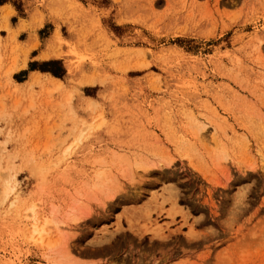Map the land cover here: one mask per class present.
<instances>
[{
	"label": "rangeland",
	"instance_id": "rangeland-1",
	"mask_svg": "<svg viewBox=\"0 0 264 264\" xmlns=\"http://www.w3.org/2000/svg\"><path fill=\"white\" fill-rule=\"evenodd\" d=\"M0 264H264V0H0Z\"/></svg>",
	"mask_w": 264,
	"mask_h": 264
},
{
	"label": "bare ground",
	"instance_id": "bare-ground-1",
	"mask_svg": "<svg viewBox=\"0 0 264 264\" xmlns=\"http://www.w3.org/2000/svg\"><path fill=\"white\" fill-rule=\"evenodd\" d=\"M46 58V57H45ZM48 58V57H47ZM18 70L16 69V68H14V69H11V74L13 73V72H17ZM36 76L37 75H39V74H35ZM33 79V78H32ZM51 79H52V81H54V82H56L57 84H58V86H61V81L59 80V79H56V78H54V77H51ZM55 84V83H54ZM57 87V86H56ZM142 168V167H141ZM144 168V167H143ZM10 192H9V189L7 188L6 189V195H8ZM54 228H53V231H52V229H49V228H46V226H43V227H41V228H35L34 229V236L32 237V238H36V239H38V241H40V242H42L43 243V236H49V237H51V236H54V235H56V236H59L60 234L59 233H61V228H60V226H57V225H55V226H53ZM63 232H66V230L64 229L63 230ZM61 236V235H60ZM50 244H49V242H47V246H49Z\"/></svg>",
	"mask_w": 264,
	"mask_h": 264
},
{
	"label": "trees",
	"instance_id": "trees-1",
	"mask_svg": "<svg viewBox=\"0 0 264 264\" xmlns=\"http://www.w3.org/2000/svg\"><path fill=\"white\" fill-rule=\"evenodd\" d=\"M49 64H59L58 62H49V63H47V65H49ZM44 72H50V73H52L55 77H62L64 74L63 73H61V72H58V71H50V70H48V69H45L44 68V70H43Z\"/></svg>",
	"mask_w": 264,
	"mask_h": 264
},
{
	"label": "crops",
	"instance_id": "crops-1",
	"mask_svg": "<svg viewBox=\"0 0 264 264\" xmlns=\"http://www.w3.org/2000/svg\"><path fill=\"white\" fill-rule=\"evenodd\" d=\"M34 46H35V45H34ZM34 46H32V47H34ZM43 57H44V56H43ZM43 57H42V58H43ZM44 58H45V57H44ZM46 59H47V58H46ZM19 69H20V68H19ZM19 69H18V71H19ZM18 71H17V72H18Z\"/></svg>",
	"mask_w": 264,
	"mask_h": 264
}]
</instances>
